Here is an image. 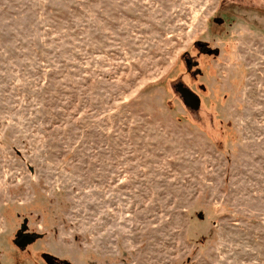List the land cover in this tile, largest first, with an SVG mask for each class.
<instances>
[{"label": "rangeland", "instance_id": "374dc122", "mask_svg": "<svg viewBox=\"0 0 264 264\" xmlns=\"http://www.w3.org/2000/svg\"><path fill=\"white\" fill-rule=\"evenodd\" d=\"M0 264H264V0H0Z\"/></svg>", "mask_w": 264, "mask_h": 264}, {"label": "water", "instance_id": "95a60500", "mask_svg": "<svg viewBox=\"0 0 264 264\" xmlns=\"http://www.w3.org/2000/svg\"><path fill=\"white\" fill-rule=\"evenodd\" d=\"M177 91L181 95L184 104L189 107L190 109H197L198 107V99L191 93L189 92L186 88H184L182 85L177 86ZM25 228H22V232L24 231ZM34 240L33 237H29L26 235H23L20 238V241H18L19 246H23L26 243H30Z\"/></svg>", "mask_w": 264, "mask_h": 264}, {"label": "trees", "instance_id": "16d2710c", "mask_svg": "<svg viewBox=\"0 0 264 264\" xmlns=\"http://www.w3.org/2000/svg\"><path fill=\"white\" fill-rule=\"evenodd\" d=\"M223 20L222 19H220L219 17H216V18H214V19H212L211 20V24L212 25H214V26H220V25H222L223 24ZM209 51V50H208ZM190 62V61H189ZM190 65H191V63H190ZM179 86V85H178ZM179 93V92H178ZM22 247V246H21ZM20 248V247H19Z\"/></svg>", "mask_w": 264, "mask_h": 264}]
</instances>
